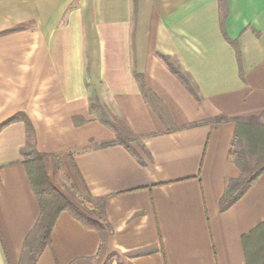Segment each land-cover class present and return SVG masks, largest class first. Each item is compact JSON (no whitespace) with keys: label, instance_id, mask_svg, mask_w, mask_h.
<instances>
[{"label":"crops","instance_id":"1","mask_svg":"<svg viewBox=\"0 0 264 264\" xmlns=\"http://www.w3.org/2000/svg\"><path fill=\"white\" fill-rule=\"evenodd\" d=\"M263 112L264 0H0V264H21L41 212L27 121L52 184L92 220L68 191L106 198L108 229L101 248L64 212L36 264H246L264 174L220 200L240 176L234 119ZM104 116L136 154L100 147L116 139Z\"/></svg>","mask_w":264,"mask_h":264},{"label":"trees","instance_id":"2","mask_svg":"<svg viewBox=\"0 0 264 264\" xmlns=\"http://www.w3.org/2000/svg\"><path fill=\"white\" fill-rule=\"evenodd\" d=\"M184 82L189 92L193 93L189 80L176 68H172ZM146 97L151 92L141 83ZM154 110L165 121V116L155 105L153 97L149 98ZM104 123L110 125L116 139L112 142L101 144L100 147L110 145H124L128 150L136 154L131 146L133 139L126 133L125 127L111 120L108 116L103 117ZM227 120L218 118V122ZM235 132L230 148V156L233 163L240 170V176L229 180L225 194L220 200L222 211L236 203L264 174V112L259 116L240 117L234 119ZM27 140L21 150L24 163L27 168L32 189L40 204V217L33 230L28 235L21 258V264H36L42 251L50 244V237L60 215L68 212L82 222L86 227L96 230L102 238V246L108 235L104 219V207L106 198L94 199L87 196V206L97 220L90 219L82 212L67 196L58 190L51 182L49 171L46 166L45 156L37 149L34 128L30 122H26ZM55 166L60 169L59 158L54 159ZM246 264H264V224L254 230L245 240ZM123 264V263H121Z\"/></svg>","mask_w":264,"mask_h":264},{"label":"rangeland","instance_id":"3","mask_svg":"<svg viewBox=\"0 0 264 264\" xmlns=\"http://www.w3.org/2000/svg\"><path fill=\"white\" fill-rule=\"evenodd\" d=\"M68 191V190H67ZM69 192V194L72 196V197H74L75 198V200L78 202V201H80V200H82L83 202H86L87 201V199H86V197L84 196V195H81V194H79V193H76V192H74V191H68ZM87 207V206H86Z\"/></svg>","mask_w":264,"mask_h":264}]
</instances>
